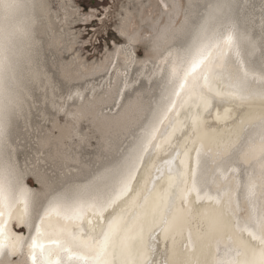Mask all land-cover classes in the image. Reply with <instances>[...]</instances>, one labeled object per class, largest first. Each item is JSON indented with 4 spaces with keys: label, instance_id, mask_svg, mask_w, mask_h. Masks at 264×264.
Here are the masks:
<instances>
[{
    "label": "snow or ice",
    "instance_id": "6c2138e0",
    "mask_svg": "<svg viewBox=\"0 0 264 264\" xmlns=\"http://www.w3.org/2000/svg\"><path fill=\"white\" fill-rule=\"evenodd\" d=\"M0 264H264V0H0Z\"/></svg>",
    "mask_w": 264,
    "mask_h": 264
},
{
    "label": "bare ground",
    "instance_id": "6f19581e",
    "mask_svg": "<svg viewBox=\"0 0 264 264\" xmlns=\"http://www.w3.org/2000/svg\"><path fill=\"white\" fill-rule=\"evenodd\" d=\"M258 2V1H257ZM243 12L241 13V25L243 26ZM256 56L258 57L259 56V52L257 51V53H256ZM157 99L161 102V103H163L164 102V100H163V97H161L160 95H158V97H157ZM221 183H224L223 181H221ZM193 236H194V238H195V224H193ZM16 231H20V227H17L16 229H15ZM27 234V230L25 229V235ZM187 242V230L185 231V234H184V238L181 240V239H179L178 238V244H181V243H186ZM160 247H161V250H163V238H162V243H161V245H160ZM197 248H198V246H197ZM177 251H179L181 254H184V250L182 249V248H178L177 249Z\"/></svg>",
    "mask_w": 264,
    "mask_h": 264
},
{
    "label": "rangeland",
    "instance_id": "374dc122",
    "mask_svg": "<svg viewBox=\"0 0 264 264\" xmlns=\"http://www.w3.org/2000/svg\"><path fill=\"white\" fill-rule=\"evenodd\" d=\"M258 0H255V2H257ZM96 3V0H84V6H85V9L86 10H88V7L90 6V5H93V4H95ZM258 3V2H257ZM98 23H100V22H98ZM97 56H99V55H101V53H97L96 54ZM158 95H159V93L157 94V97H158Z\"/></svg>",
    "mask_w": 264,
    "mask_h": 264
}]
</instances>
